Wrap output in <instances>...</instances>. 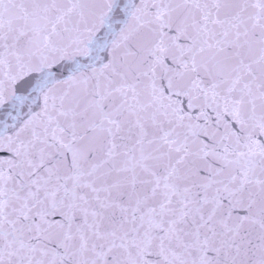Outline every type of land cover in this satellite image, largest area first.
<instances>
[{
  "label": "snow or ice",
  "instance_id": "1",
  "mask_svg": "<svg viewBox=\"0 0 264 264\" xmlns=\"http://www.w3.org/2000/svg\"><path fill=\"white\" fill-rule=\"evenodd\" d=\"M0 264H264V0H0Z\"/></svg>",
  "mask_w": 264,
  "mask_h": 264
}]
</instances>
